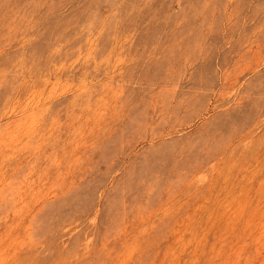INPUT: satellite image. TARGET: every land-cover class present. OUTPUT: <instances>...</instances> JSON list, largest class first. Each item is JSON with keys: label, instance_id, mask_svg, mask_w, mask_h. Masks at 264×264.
Here are the masks:
<instances>
[{"label": "rangeland", "instance_id": "374dc122", "mask_svg": "<svg viewBox=\"0 0 264 264\" xmlns=\"http://www.w3.org/2000/svg\"><path fill=\"white\" fill-rule=\"evenodd\" d=\"M0 264H264V0H0Z\"/></svg>", "mask_w": 264, "mask_h": 264}]
</instances>
